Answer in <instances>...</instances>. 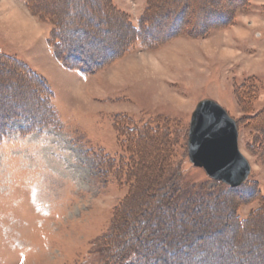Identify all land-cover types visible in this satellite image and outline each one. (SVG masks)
Segmentation results:
<instances>
[{
	"label": "rangeland",
	"instance_id": "374dc122",
	"mask_svg": "<svg viewBox=\"0 0 264 264\" xmlns=\"http://www.w3.org/2000/svg\"><path fill=\"white\" fill-rule=\"evenodd\" d=\"M83 1L0 0V264H264V0ZM139 27L153 45L132 40ZM51 43L118 56L83 76ZM204 99L237 123L239 192L188 160ZM201 224L218 237L162 259L164 238L194 243Z\"/></svg>",
	"mask_w": 264,
	"mask_h": 264
},
{
	"label": "water",
	"instance_id": "95a60500",
	"mask_svg": "<svg viewBox=\"0 0 264 264\" xmlns=\"http://www.w3.org/2000/svg\"><path fill=\"white\" fill-rule=\"evenodd\" d=\"M187 156L207 177L233 189L245 183L250 174L249 162L238 148L236 121L210 99L199 101L191 113Z\"/></svg>",
	"mask_w": 264,
	"mask_h": 264
},
{
	"label": "trees",
	"instance_id": "16d2710c",
	"mask_svg": "<svg viewBox=\"0 0 264 264\" xmlns=\"http://www.w3.org/2000/svg\"><path fill=\"white\" fill-rule=\"evenodd\" d=\"M190 1H192V0H190ZM84 3H86L85 0L82 3L81 9L84 10V11H88L87 9H84V8H86V7H84ZM186 15H188V16H185V19H187L189 17L190 13H187ZM79 16H81L83 18V21H84L85 18L90 17L89 14H86V13H82V14L80 13ZM223 18L224 17L222 16V19ZM71 19L73 20V18H71ZM83 21H82V23H83ZM67 22H69V21H67ZM141 22H143L142 19H141ZM222 23L224 24L225 22L222 21ZM140 27H139V29H134V28L132 29V32H131L132 33L131 35L133 37L132 40L139 41V42H141L144 45H149V46L153 45V44H150V43L146 42V36L148 34V31H146L147 29L146 30H141ZM177 29H172L173 31H171V33H174V35H175L176 33H178ZM56 33H58V31H54L53 33H51L49 35V37H50V38H48L49 42H51V41L53 42V40L55 39V36L57 35ZM171 33H169V34H171ZM169 34H167V35H169ZM82 35L85 36L84 33ZM94 41H96V40L94 39ZM134 41H132V43ZM57 43H54L55 45L51 43L50 46H51V49L53 50V52H55L54 54H56L57 58H59L61 56L59 60H60V63L63 65V67L68 69V70L78 71L79 73H81L83 75H93V74H95L98 70H100L103 66H105L108 63V61H110V59H114L115 57L118 56L117 55L118 52H117L116 49L111 51V53L108 56H106V55L103 56V55H100L103 52L97 51L96 50L97 48L95 50L94 49L92 50V48H93L92 47L90 50H88V51L84 50L82 53H81V51H78V49H77L76 50L77 52L74 53V51L71 52L72 49L71 50L67 49V51H65L64 48H67V47L65 45H61V44H57ZM54 47L56 48V50H54ZM114 53H116V56H114V58H112V55ZM9 60L13 61L14 59L13 60L9 59ZM15 63H17V61H15ZM18 65L21 66L24 69L23 71H24V73H26L28 75L27 77L30 79V81L33 80V81H35L34 83L39 82L42 85V87L44 89L43 92H44V96L45 97L40 92L37 93L35 91L34 94H35L37 99L41 100L42 103H44V105L47 107L48 111H50L51 107L48 104L47 100H50L52 98V96H51L52 93H51L48 85L37 74L31 72V70L28 67H26L24 64H18ZM34 103L35 102L30 103L28 106H32V104H34ZM5 110H8V108L5 107V106L1 107V105H0V111H5ZM244 188H246V185H242L241 187L236 188V189L227 188L226 191H227L228 194H230L232 192L233 193L239 192L240 190H243ZM254 193H256V192H254ZM254 193L252 195L254 197H256L257 193L255 195H254ZM238 194H240V193H238ZM201 200H204V198L201 199ZM187 201L191 203V200L190 201L187 200ZM204 201H206V200H204ZM194 203H195V201H194ZM206 218H207V220L211 219V215L207 216ZM236 221H237L238 224L240 223L241 225L247 222V220L242 221V222H240L238 220H236ZM207 222H209V220ZM240 226H237V227L240 229L241 228ZM199 227H200V229H199L200 230V234L201 233L202 234L201 235L199 234V236L196 237V239H194L195 240L194 243H192V241L190 242L186 238L187 233L185 234V236L184 235L181 236V237H183V238H181L180 236L177 237L172 232V234L169 235L168 239L164 238V241H162L163 244L161 246V249H162L161 253L163 254L162 255V259H164V258L170 259L173 256H175L177 258L185 257V259H187L189 256H191V255L193 256V253H191L192 252L191 251L192 247H196V248H198V250H199V248H201V249L204 248L205 242L206 241H210V240L207 239L208 236L204 235V234H206V232H208V230L206 231L205 230L206 226H203L202 224ZM220 228L221 227H219L217 231L220 232ZM217 231H215L213 233L214 235L213 234L209 235L210 232H208L209 238H210V236L218 237L219 233ZM190 232L191 231H189V233ZM189 233H188V235H189ZM196 240H197V242H196ZM173 242H175L176 244L174 243L172 245L171 243H173ZM130 254H128V255L127 254H122L119 257L118 256L114 257V256L110 255L109 259H108V262L104 261V260H102V261L100 260L99 262L98 261L97 262H98V264H134V260L136 259V257L134 258V255H130ZM134 254H136V253H134ZM137 255L140 256L141 255L140 252ZM142 256H144V259L147 258L146 259L147 261L148 260L149 261H152V260L154 261V259H157V260L160 259L159 255L158 254H154V253H142ZM148 257L151 258V259H148ZM138 258H140V257H138ZM152 258H154V259H152ZM224 264H226V263H224Z\"/></svg>",
	"mask_w": 264,
	"mask_h": 264
},
{
	"label": "bare ground",
	"instance_id": "6f19581e",
	"mask_svg": "<svg viewBox=\"0 0 264 264\" xmlns=\"http://www.w3.org/2000/svg\"><path fill=\"white\" fill-rule=\"evenodd\" d=\"M214 181V180H213ZM216 182V181H215Z\"/></svg>",
	"mask_w": 264,
	"mask_h": 264
},
{
	"label": "snow or ice",
	"instance_id": "6c2138e0",
	"mask_svg": "<svg viewBox=\"0 0 264 264\" xmlns=\"http://www.w3.org/2000/svg\"><path fill=\"white\" fill-rule=\"evenodd\" d=\"M165 264H166V262H165Z\"/></svg>",
	"mask_w": 264,
	"mask_h": 264
}]
</instances>
